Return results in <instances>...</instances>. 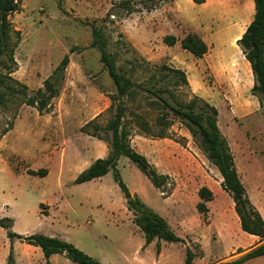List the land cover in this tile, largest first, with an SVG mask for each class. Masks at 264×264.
I'll return each instance as SVG.
<instances>
[{"label":"rangeland","instance_id":"374dc122","mask_svg":"<svg viewBox=\"0 0 264 264\" xmlns=\"http://www.w3.org/2000/svg\"><path fill=\"white\" fill-rule=\"evenodd\" d=\"M14 1L18 9L7 16L9 49L17 63L11 76L27 86V94L42 87L65 54L69 62L56 80L59 94L43 112L21 104L18 97L7 96V107L0 105V139L12 123L0 150V218L13 220V232L58 236L95 259L105 257L112 262L119 256V264H126L139 240L138 233L129 228L132 215L111 170L100 178L74 183L96 158L107 155L110 133L104 127L114 113L109 95L115 87L92 42L93 24L104 31L116 66L134 84L124 97V122L131 139L155 134L163 126L161 116L172 123L171 139L153 137L160 144L139 142L136 150L169 176L160 191L127 157L121 156L116 166L130 192L164 217L183 239L166 243L167 259L160 264H185L186 247L194 254L190 264L229 262L264 242V237L241 230L234 202L221 188L222 177L199 147L198 136H191L184 121L158 99L162 96L177 106L198 96L216 107L217 124L238 176L264 219V109L252 89L249 63L236 42L207 45L202 57L193 56L179 42L164 44V35L179 33L165 18L172 15L167 8L170 0ZM251 1L241 2L245 23L251 17ZM130 17L134 20L126 21ZM139 18L149 27L151 39L140 33L135 43L149 52V61L126 35L135 34L136 24L141 26ZM15 30L20 32L18 39ZM4 62L1 57L0 74ZM161 65L183 71L186 82ZM0 91L8 92L4 84ZM143 125L150 130L144 132ZM174 140H181L185 147ZM43 169V176L28 173ZM201 186L212 192L211 200L204 201L203 213L196 209ZM10 245L0 227V264L7 263ZM16 249L18 264H43L38 247L36 252ZM241 264H264V255Z\"/></svg>","mask_w":264,"mask_h":264},{"label":"trees","instance_id":"16d2710c","mask_svg":"<svg viewBox=\"0 0 264 264\" xmlns=\"http://www.w3.org/2000/svg\"><path fill=\"white\" fill-rule=\"evenodd\" d=\"M194 1L200 3L203 0ZM253 5L254 12L252 19L240 38L236 40V44L240 46L245 59L249 63L254 81L252 89L258 94L259 103L264 109V0H253ZM17 9V3L14 0H0V58H5L3 65L4 72L0 74V84H4L8 91L7 93L0 91V105L4 108L7 107V96L12 98L18 97L21 100V104L35 107L38 112H43L50 104V100L59 94V86L56 80L58 75H62L64 72L69 58L65 54L54 68L52 74L44 79L42 87L36 89L32 95L27 94V86L11 76L16 70L17 63L14 59L13 51L9 49V39L7 36L9 21L7 16L10 12L17 11ZM91 33L92 42L99 51L100 62L115 87V92L109 95L110 105L114 103V113L104 127V130L110 133L109 137L106 138L109 149L108 155L103 158H96L86 169L75 177L74 183L78 184L101 177L111 170L113 179L124 197L126 208L131 212L132 222L143 233L144 245H147L155 239V250L158 252L160 249V240L166 242H182L183 239L176 235L164 217L147 206L137 194L130 192L116 167L117 160L120 156L127 157L148 178L152 186L159 191L168 182L169 176L164 173H159L144 155L137 152L131 146V132L125 126L124 122V116L127 110L124 97L129 96L134 84L130 77L126 73L119 71L116 66L115 58L108 50L107 36L104 31L99 26L92 24ZM15 35L18 39L20 35L19 30H15ZM2 39L4 40L3 51ZM177 40L178 38L173 34H166L162 38L163 43L168 46L174 45ZM180 45L195 57H202L208 50V46L204 40L191 32L180 39ZM160 67L167 69L168 73L179 74L180 78L186 82L183 71L168 68L164 65ZM158 99L163 107L168 109L172 115L178 116L184 121L183 124L191 136H198L199 147L203 150L207 160L217 168L222 177L220 182L221 188L229 194L234 202V210L238 216L241 230L259 238L264 237V219L251 203L238 176L233 155L217 124L218 112L216 107L198 96H194L189 102L177 106L170 104L162 96H158ZM199 101L202 104H199ZM160 121L163 122L161 124L163 125L162 128L153 135L148 133L149 137L171 139L169 128L172 123L166 120L165 116H161ZM140 125L142 126V124ZM143 127L141 128L144 132L150 130L147 128V125H143ZM11 128L12 123L7 124L1 136ZM94 129H97L96 125ZM92 135L97 136L95 133ZM174 141L182 147H185L181 140ZM28 173L43 176L46 174V171L45 169L41 171L28 170ZM197 194L201 201L197 202L196 209L203 213L206 211L204 201L211 200L212 192L206 186H201ZM11 224V218H0V227L5 230L7 238L10 241L12 239H18L26 244L39 247L42 251L45 264H49L48 258L53 253L64 254L66 258L75 264H102L97 259L77 248L71 242L42 233L18 234L11 230ZM260 255H264V242L250 249L236 260L218 264H241L250 258ZM193 257V252L190 248L186 247L185 264H190ZM12 263L13 257L10 246L6 264Z\"/></svg>","mask_w":264,"mask_h":264},{"label":"crops","instance_id":"0c3cea01","mask_svg":"<svg viewBox=\"0 0 264 264\" xmlns=\"http://www.w3.org/2000/svg\"><path fill=\"white\" fill-rule=\"evenodd\" d=\"M241 2L242 0H203L200 3H197L194 0H170L167 8L172 10V15L171 17H169L168 15H165L166 16L165 18L168 21L172 22L171 27L174 30H178L179 33L178 35H175V36L178 38L177 42L179 43H180V39L183 36L191 32V33L198 35L200 38H202L207 45H211V44L213 45L229 44L230 45L232 43H235L236 40L240 38L241 34L243 33V31L245 30L246 26L251 21L252 16H253L254 5H253V0H252L250 2L251 17L247 21V23H245V16L243 14L244 12H243ZM212 14H214L213 16L214 18L211 17ZM211 18L213 19L212 22L210 21ZM158 19L160 20V18ZM129 20L133 21L134 17H130L126 21H129ZM139 20L140 22L138 23H141V26L138 27L136 24L135 26L136 31L134 32L135 34L129 35V32H128L126 33V35H127V38L130 39V41H132V44L136 47V49L140 51L141 55L145 57L147 61H149L152 59V57L149 56V52L139 49L137 47V43H135L137 40L140 39L139 37L140 33L142 36L145 34L148 41L151 39V36L149 35V27L145 26V22H143L142 19L139 18ZM4 137L5 135H3L0 139V150L4 147L3 145ZM139 138L140 139L132 138L130 141L131 146L135 150L139 148V145H138L139 142L148 143V144H151V143L160 144V139L159 140L152 139L151 137H146V136H143V137L139 136ZM153 165L156 168V170L157 168H159L156 166V164H153ZM94 179H97V178H94ZM130 221L131 222H129V228L132 229V231L138 233L139 240L136 243V245H134V251L133 253H131V256L127 257V259L125 260L126 264H160V263H163L167 259L165 251H164L165 245L166 243H173V242H166L164 240H160V249L157 252L155 250L156 240L154 239L147 245H144L143 233L138 228V226L132 222V217L130 218ZM23 235H26V234H23ZM10 246H11L12 257H13L12 264H18V261L16 257L14 256L15 247L17 248L16 250H18L19 248L23 250V252L38 251L37 249H35V247L37 246L26 244L24 242L20 243L19 241H16L14 239H12ZM10 246H9V251H10ZM120 254L121 253L118 252V255ZM90 255L93 256L92 254ZM64 257H65L64 254L53 253L48 258L49 264H54V261H56L57 264L59 263L68 264L67 260ZM97 260L100 261L102 264H119L120 263L119 256H117L116 260L112 262H110L105 257H101V258L98 257ZM43 264H45L44 257H43Z\"/></svg>","mask_w":264,"mask_h":264},{"label":"water","instance_id":"95a60500","mask_svg":"<svg viewBox=\"0 0 264 264\" xmlns=\"http://www.w3.org/2000/svg\"><path fill=\"white\" fill-rule=\"evenodd\" d=\"M2 43H3V47H2V51L4 50V40L2 39Z\"/></svg>","mask_w":264,"mask_h":264}]
</instances>
